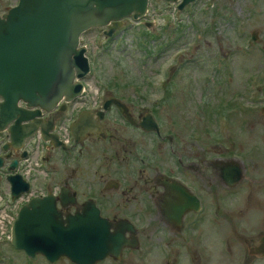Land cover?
I'll list each match as a JSON object with an SVG mask.
<instances>
[{
    "label": "rangeland",
    "instance_id": "rangeland-1",
    "mask_svg": "<svg viewBox=\"0 0 264 264\" xmlns=\"http://www.w3.org/2000/svg\"><path fill=\"white\" fill-rule=\"evenodd\" d=\"M202 3L204 12L199 7ZM200 4L169 20L165 5L153 2V13L161 10V14L151 26L150 37L144 35L142 30L149 32L142 26V30L118 32L112 39L100 37L99 29L85 34L93 70L86 81L87 93L76 107L87 109L95 100L119 97L136 115L135 121L137 115L154 110L161 122V136L128 123L112 107L103 122L108 137L88 132L70 156L53 149L51 173L35 185L41 192L47 186L60 188L69 182L71 195L76 193L79 201L88 196L102 198L108 214H120L124 208L120 204L133 212L153 207L157 213L148 191L157 172L179 175L192 186H198L199 174L205 175L204 221L197 233L192 232L191 241H183L191 230L179 235L157 219L153 259L144 262L132 253L127 264H177L176 253L187 264H194L190 258L198 251L205 258L202 264H264L263 257L250 253L264 233V115L259 108V86L264 82V0H203ZM125 22L126 27L141 24ZM253 30L260 31L262 40L255 42L258 48L250 53L247 41ZM174 65H180L177 71ZM248 83L253 84L252 93L246 96ZM221 157H234L245 165V177L233 187H222L211 163L203 161ZM180 161L185 166L200 163V173L182 167ZM6 183L0 172V196ZM73 205L63 212H73ZM6 210L10 213L11 208H3L0 226H7V219L3 221ZM163 237L174 238L169 252L159 248ZM3 241L0 264H74L64 257L57 263H49L41 254L32 258Z\"/></svg>",
    "mask_w": 264,
    "mask_h": 264
},
{
    "label": "water",
    "instance_id": "water-1",
    "mask_svg": "<svg viewBox=\"0 0 264 264\" xmlns=\"http://www.w3.org/2000/svg\"><path fill=\"white\" fill-rule=\"evenodd\" d=\"M178 1V0H164ZM194 0H182L184 7ZM149 0H20L7 14L0 16V131L11 123L8 137L11 142L3 146L10 149V157L22 149L21 143L40 127L42 111L53 110L65 99L72 101L81 95L82 79L90 70L86 49L79 48L80 35L91 27H102L116 21L109 35L126 16L143 17ZM24 103V106L19 104ZM115 104L122 113L130 115L119 99L104 103L110 110ZM264 111V107H263ZM104 110H83L72 125L77 140L87 132L106 137L100 119ZM140 124L146 130L160 133L152 113ZM98 117V118H97ZM132 121L131 117L128 116ZM133 122V121H132ZM43 131V130H42ZM46 140L59 146L61 141L50 131H43ZM25 154V153H24ZM14 159L10 169L16 167ZM228 180L241 178L238 166H225L222 174ZM14 194L29 190V184L20 175H10ZM182 190V189H181ZM183 192V191H182ZM70 188L64 186L58 196L32 198L20 211L13 225V244L31 256L43 253L51 261L61 256L76 264H95L107 256L120 257L128 244L122 228L115 227L102 217L93 201L87 202L75 214L64 217L58 201L66 207L74 201ZM198 199L183 192V200L174 208L180 221L185 212L197 206Z\"/></svg>",
    "mask_w": 264,
    "mask_h": 264
},
{
    "label": "flooded vegetation",
    "instance_id": "flooded-vegetation-1",
    "mask_svg": "<svg viewBox=\"0 0 264 264\" xmlns=\"http://www.w3.org/2000/svg\"><path fill=\"white\" fill-rule=\"evenodd\" d=\"M15 2H16V0H0V14L5 13L7 10H9L11 8V6L15 4ZM253 13L255 15V11H253ZM250 40H251V43H250L249 50H250V53H253L258 48V43H255V42H259L260 40H262V38L260 36V31L253 30V32H251V34H250ZM255 44H256V47H254ZM262 53L264 54V51ZM251 81H252V79L249 80V82H251ZM252 85L253 84L248 83L245 86L247 88L246 96H249L250 93H252V91L249 90V88ZM259 88H260V94H261V98H262L261 99V105L259 108L261 109V112L264 115V113H263L264 82L261 83ZM252 110L253 109H251V111H248V112H252ZM49 115H51V114H46V117H49ZM54 115H56L57 118H60L59 113L58 114L56 113ZM121 116L127 121L126 115H121ZM128 116L131 117L133 122L132 123H130L128 121L127 122L136 126V127H140L139 122H141L143 119L148 117L147 115H137L138 121H135L134 118L136 115H128ZM105 120L106 119H103L102 122H104ZM40 127H42L43 131H46V132L48 131V129L51 128L50 125H48V123H43L40 125ZM160 136H161V134H160ZM168 136L171 140H173V138L170 135H168ZM81 141L84 142V139H81ZM82 142H80L79 144H82ZM78 145H76L74 147H70V148L65 149V150L62 147L56 148V149H59L60 151H65V153L68 152V154L70 156V155H72V153L76 152ZM220 147H221V145L219 146V150H220ZM53 149H55V147H53L51 144L43 142L42 152H45V154L41 156V158L43 160V162H41V164H42L44 171H46L47 175H48V173H51V172H49V170H50V165H49L50 159H49V157H50L51 151ZM28 152H29V150L27 149V153ZM17 157L18 158L21 157V152H18ZM4 160L5 159H3L2 162H4ZM203 161H204V163H211L210 161H206V160H203ZM180 163L183 165V162L180 161ZM2 165H3V163H2ZM225 166H226L225 163H218V164H215L214 166L211 164V167H213L214 171H215L214 174L219 177V182L223 185L222 187H233L236 183L230 184L229 182H225L222 179V173H223ZM243 166L245 168L244 164H243ZM182 167H190L196 173H200L199 171L201 168L200 163L197 165V164H190L189 162L186 166L183 165ZM193 167H197V170H194ZM5 169H7V166L5 167ZM208 178L210 179V181L216 182V178L210 177V176ZM203 179H206V176L199 174L198 179H197L198 186L196 184H193V186H192L190 184L189 180H188L189 182L186 183L184 178L179 176V175H168L167 173H164V172H157L155 177H153V188L151 187V185L148 188L149 193L151 192L150 197L152 198V204L154 201V203L158 209L157 213H153V207H151L149 210L140 209L139 212H136V211L133 212V211L129 210V208L126 207L124 204H120V205H122V207L124 206L123 211L120 214H117V212L110 214L111 211L108 214L101 204L102 198H99V200H98L96 197H91V196L86 197L84 201H79V198H76V199H74V201H72L70 204H68V206L71 204L72 205L74 204L73 205V207H74L73 212H76L77 210L80 209L81 205L87 199L93 198L96 200L95 202H96L97 206L101 209L102 214L105 217H107L113 223L112 231H114L115 227L122 228L124 230L125 236L128 239V244L124 245L120 257L117 258L114 256H108L105 260L100 261L97 264H104L105 262H110L112 264H127L130 257H132V255H131L132 253L134 254L136 259L146 262V261H150L151 259H153V249L155 250L157 247L156 242H155V238L153 237V232H154L153 231V223L157 219H159V221H161L163 223H166L172 230L175 231L176 234L178 233L179 235H181V233L185 229L191 230L187 237H183V241L185 243H188L191 241L192 232H193V234L197 233V230L201 225L200 223H202L204 221L202 200L204 199V194H203L204 189L203 188L206 187V181L207 180H203ZM65 183H67V182H65ZM65 183H63V184H65ZM110 186L108 185V188H110ZM51 187L52 186H47L45 188V191L51 190ZM61 187L62 186H60V188ZM194 187L197 188L198 191ZM54 188H57V187L55 186ZM60 188H58V189H60ZM115 188L120 189V185H116ZM186 188L191 190L192 193L196 194V196L200 200V206H198V207L193 206L191 209L187 210L186 213L182 216L181 220L179 221L178 216H177V212L179 209L174 208V206L178 207V204L183 200V192L186 191ZM152 189H153V191H152ZM45 191H43L41 193H44ZM115 207L116 206H114L113 209H115ZM178 208H180V207H178ZM67 211H70V210H67ZM187 234H188V232H187ZM262 236H264V233L262 234ZM173 237H175V236H173ZM173 237H172V240H170V241H168V239H165L164 237L160 238L159 248H161L163 252H164V250H166V252H169L170 247H173V242H172L174 240ZM198 239L200 241V237H198ZM259 242H260V239H259L258 243ZM258 243H255L252 248H255V246L258 245ZM177 247H180V246L177 244ZM201 247L202 246L199 245L198 249ZM252 248L250 249L251 253H252ZM157 250L154 252L156 253ZM263 253H264V244H263ZM174 258H176L177 264H187L189 262V261L184 262V260H181V258H178L177 253L174 256ZM263 258H264V255H263ZM190 259L193 261L194 264H202L205 260L204 257L200 256L199 251L197 252V254L194 257H191Z\"/></svg>",
    "mask_w": 264,
    "mask_h": 264
}]
</instances>
